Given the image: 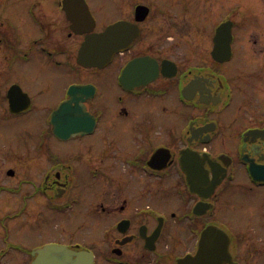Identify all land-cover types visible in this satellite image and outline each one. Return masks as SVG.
Here are the masks:
<instances>
[{
	"label": "flooded vegetation",
	"instance_id": "1",
	"mask_svg": "<svg viewBox=\"0 0 264 264\" xmlns=\"http://www.w3.org/2000/svg\"><path fill=\"white\" fill-rule=\"evenodd\" d=\"M112 1L115 11L97 14L86 0L94 32L125 20L133 38L96 68L78 64L85 34L71 31L62 0H18L16 7L15 0H0V135L3 128L18 129L19 119L29 127L37 119L44 129L28 161L15 163V142L0 139V194L13 199L15 191L22 193L23 210L35 201L38 208L60 207L59 214L71 211L78 226L89 213L106 217L107 232L91 249L94 264H174L195 255L211 228L215 236L207 241L214 250L228 243L231 255L229 261L225 251L210 252L213 264H260L264 206H250L239 227L220 212L237 176L250 191L264 188V0H255L248 14L244 0ZM168 13L178 22L189 18L194 27L171 28L160 19ZM198 13L205 22L192 19ZM223 22L230 27L217 30ZM142 57L151 61L132 64ZM128 64L123 85L119 75ZM154 69L155 77L139 83ZM12 87L15 110L28 109L9 110ZM235 93L242 102L228 119ZM63 103L61 130L87 134L53 135L50 117ZM237 118L243 126L236 127ZM46 134L50 141L44 142ZM17 177L24 184L16 190ZM100 186L106 196H98ZM88 190L96 197L83 212L78 208ZM148 198L170 200L171 209L141 206ZM11 212L0 205V264H15L16 254L31 256L15 244ZM169 240L186 243L178 256Z\"/></svg>",
	"mask_w": 264,
	"mask_h": 264
},
{
	"label": "rangeland",
	"instance_id": "2",
	"mask_svg": "<svg viewBox=\"0 0 264 264\" xmlns=\"http://www.w3.org/2000/svg\"><path fill=\"white\" fill-rule=\"evenodd\" d=\"M17 1L18 0H15V7L20 4V2ZM110 1L111 2H109V0H88L91 8L95 11V13L98 12L99 14L100 10L102 11V8H105L103 11L109 13H111V10L115 11L116 5L114 4V1ZM242 3H244L246 6L247 14L251 13L252 11H255L257 8V3L255 0H244V2ZM20 12H24V9L22 7L20 8ZM169 14L170 13H168L164 17L160 16V19L169 20L171 28L194 27L192 26L190 21L188 23L187 19L189 18H179L181 20H179L178 22L177 20H173L172 16H168ZM174 14H176V12H174ZM97 16L100 17L99 15ZM105 16L110 15L108 14ZM199 17L200 19H196ZM192 19H196L195 22H197L198 20H203L205 22L202 13L198 16L193 17ZM195 28H197V26H195ZM149 41L153 42L151 38ZM162 50L165 53L170 54V52L168 51V46H164ZM30 89L33 90L32 85L30 86ZM241 102L242 96L238 93H235L231 106L225 112V117H227L228 119L234 118L235 113L238 110V106L241 104ZM19 123V128L14 130V132L13 128L11 127L3 128L1 130L2 136L0 135V139L9 142V145L11 144V142H15V163H19V161H28L30 158H33L35 155H37V152L39 151L38 141L40 140L39 138L44 134L42 121L38 122L36 119L30 127L27 125L23 126L21 119H19ZM242 124H244V121L237 118L235 122L236 127H239ZM47 137L48 135L46 134L44 142H46ZM48 139L50 141L49 137ZM52 145L55 148L60 147V144L56 143L55 141ZM34 146H36L35 151L33 149ZM39 159L40 158L33 161V163L39 162ZM28 169H32V165H29ZM35 171L40 173V171L37 170L36 165ZM21 179L23 178H15L16 188L24 184V180L21 181ZM244 182L245 181L242 178L237 176L236 180L232 184V188L228 189V191L225 192V195L222 197L221 200L220 218L225 220L229 224H232L234 227H239L241 225L244 220L243 216L247 215V211L249 210L250 206L255 208L256 206H264V188L254 189L253 191H250L249 188H247V185L243 184ZM27 187L29 188V185ZM27 187H24L23 190ZM82 189L85 188L80 185V193ZM20 195L15 194L12 199V197L9 195L7 196L5 194H0V205L9 206V208L14 209V212H11V214H15V243L22 250L31 251L39 246L52 243L71 245V243L76 242L84 244L89 249H95L94 245H99L101 239L103 238V233L107 232L105 226L108 219L104 216L98 217L97 215L92 213H89V215H83L85 224L82 226H78V220L74 219V213H71V211L65 212L63 214L50 212L48 206L38 208V202L35 201H30V206L28 207L29 213L21 214V208L17 207ZM106 195V192L103 191L102 187L100 186L98 196ZM83 197L84 199H81L80 207L78 208V210L81 209L83 212H86L84 209L89 207L92 201H95L94 197H96V195H94L88 190V192H86ZM140 205L152 206L155 207L157 210H170L172 203L170 200L163 199L159 201L156 198H148L143 199ZM83 216L80 217L82 221ZM72 220L74 221V223L71 222ZM169 242L171 251L173 252L174 256H178V252L182 250V248L186 244L178 243L175 241L172 242V240H169ZM261 248L262 246H259L258 251H260ZM15 260V264H29L31 258L27 255L16 254ZM261 261L262 262L260 264H264V260L261 259Z\"/></svg>",
	"mask_w": 264,
	"mask_h": 264
},
{
	"label": "water",
	"instance_id": "3",
	"mask_svg": "<svg viewBox=\"0 0 264 264\" xmlns=\"http://www.w3.org/2000/svg\"><path fill=\"white\" fill-rule=\"evenodd\" d=\"M63 9L71 22V29L73 31L76 33H90L92 31L94 19L84 0H63ZM132 28L131 23L119 21L108 26L103 32L87 35L81 44L78 53V62L84 66H104L111 60L115 53L128 45L131 39L130 30ZM139 61L143 63L147 59H141ZM134 63H138V61H134ZM11 110L15 112V105L13 103H11ZM54 133L60 136L58 128H55ZM212 236L210 233L203 236V242L195 257L186 256L180 259L177 264H202L200 263L201 261H206L203 258L204 253L211 252L212 254H217L219 251L214 250L216 245L212 241L210 243L207 241ZM33 254L35 258L31 264H93V257L90 253L85 251L75 252L66 246L55 244L39 248ZM213 263L214 261L211 264Z\"/></svg>",
	"mask_w": 264,
	"mask_h": 264
}]
</instances>
